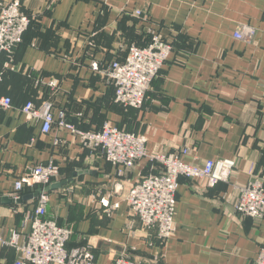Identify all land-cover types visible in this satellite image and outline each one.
Segmentation results:
<instances>
[{
    "label": "crops",
    "instance_id": "0c3cea01",
    "mask_svg": "<svg viewBox=\"0 0 264 264\" xmlns=\"http://www.w3.org/2000/svg\"><path fill=\"white\" fill-rule=\"evenodd\" d=\"M21 3L29 28L11 59L0 56V96L12 101L10 109H0V198L14 199L20 176L53 162L59 171L49 186L66 184L48 189L43 218L72 228L66 249L88 248L93 264H114L121 256L134 264H255L264 249V218L240 215L235 205L239 187L254 179L264 184V0ZM243 25L256 31L249 44L233 37ZM150 30L171 43L172 53L144 107H122L91 65L124 61L130 45L149 42ZM51 81L56 85L49 87ZM28 102L51 104V133L43 135L40 121L25 119L21 109ZM62 119L81 131L99 132L110 123L143 135L148 157L118 175L100 152L59 127ZM184 148L187 163L230 159L235 167L213 188L179 178L175 231L162 242L125 199L141 178L163 170L153 157ZM37 204L38 198L0 204V264L17 260L12 237L25 242Z\"/></svg>",
    "mask_w": 264,
    "mask_h": 264
},
{
    "label": "built area",
    "instance_id": "2783aa9c",
    "mask_svg": "<svg viewBox=\"0 0 264 264\" xmlns=\"http://www.w3.org/2000/svg\"><path fill=\"white\" fill-rule=\"evenodd\" d=\"M21 1L9 0L0 7V56L6 54L10 59L14 50L22 43L30 25V18L22 11ZM135 15L139 16L141 13L136 11ZM149 33L151 37L148 44L143 47L130 45L124 61L114 60L101 69L97 64L91 65L104 76L113 89L114 103L123 107L137 110L144 107L145 97L153 80L172 53L171 43L153 30ZM255 34L256 31L252 27L243 25L236 30L233 37L249 44ZM55 85L53 81L48 83L49 87ZM11 107V99L0 96V109ZM21 113L28 121H40V132L43 135L51 133L56 123L49 102H44L39 107L28 102L22 107ZM60 116L63 118V113ZM57 125L69 130L85 149L92 153L100 152L105 161L116 168L118 175H123L138 161L148 157L145 136L120 130L110 123H105L99 132L78 130L63 119L58 121ZM188 153V148H184L177 153H164L153 157L152 160L161 165L163 170L141 178L131 187L125 199L130 213L147 230L156 231L158 240L162 242L167 241L175 231L174 216L179 178L200 180L207 187L213 188L218 183L228 181L235 167V162L230 159L207 160L200 166L190 164L184 160ZM58 171L53 162L29 168L14 183V199H17L18 194L25 188L48 187L52 178L58 175ZM238 190L239 198L235 211L246 217L263 219V181L254 179ZM46 201L47 193L43 192L38 198L34 213L28 218L30 230L25 242L20 245L18 235H13L11 245L18 251V258L13 264H93V256L88 248L66 249L73 230L43 218ZM105 206L107 207V204ZM117 207L118 204H115L111 209ZM114 264L134 263L121 256ZM255 264H264V249L259 251Z\"/></svg>",
    "mask_w": 264,
    "mask_h": 264
},
{
    "label": "water",
    "instance_id": "95a60500",
    "mask_svg": "<svg viewBox=\"0 0 264 264\" xmlns=\"http://www.w3.org/2000/svg\"><path fill=\"white\" fill-rule=\"evenodd\" d=\"M62 184H66V181H63L62 183H57L48 187H42V186H36L33 189H29L27 191V195L17 198V199H9L7 197H2L0 198V204H10V203H21L22 201H27V200H32L35 198H39L41 193H47L48 189H55V188H60Z\"/></svg>",
    "mask_w": 264,
    "mask_h": 264
},
{
    "label": "trees",
    "instance_id": "16d2710c",
    "mask_svg": "<svg viewBox=\"0 0 264 264\" xmlns=\"http://www.w3.org/2000/svg\"><path fill=\"white\" fill-rule=\"evenodd\" d=\"M23 41V40H22ZM148 44V42L147 43H145V44H142V45H138L139 47H143V46H145V45H147ZM1 83V82H0ZM123 107V106H122ZM125 108H127V107H125ZM29 189H27V188H25L24 190H22L21 192H20V194L21 193H24L25 191H28Z\"/></svg>",
    "mask_w": 264,
    "mask_h": 264
},
{
    "label": "rangeland",
    "instance_id": "374dc122",
    "mask_svg": "<svg viewBox=\"0 0 264 264\" xmlns=\"http://www.w3.org/2000/svg\"><path fill=\"white\" fill-rule=\"evenodd\" d=\"M150 175H153V174H150Z\"/></svg>",
    "mask_w": 264,
    "mask_h": 264
}]
</instances>
